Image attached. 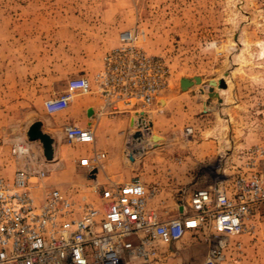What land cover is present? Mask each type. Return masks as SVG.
<instances>
[{"label": "rangeland", "instance_id": "obj_1", "mask_svg": "<svg viewBox=\"0 0 264 264\" xmlns=\"http://www.w3.org/2000/svg\"><path fill=\"white\" fill-rule=\"evenodd\" d=\"M133 27L144 31L145 51L168 68V89L149 109L146 142L134 147L143 155L129 154V137L141 131L131 114L116 119L113 129L123 135L109 167L102 162V172L110 168L113 175L97 180H139L155 189L149 204L156 212L174 216L193 191L218 183L229 188L264 152V0H0V165L11 172L10 145L27 140L30 124L46 118L44 100L39 105L36 97L65 90L67 80L63 85L32 75L41 62L70 68L84 60L94 73L119 32ZM181 80L193 85L181 89ZM58 138L67 154L80 148ZM49 161L56 166L58 159ZM51 166L45 181L63 179L61 163ZM82 174L59 188L84 183ZM252 224L253 230L231 239L240 252L230 248L221 264H264V205ZM186 244L205 249L200 232ZM204 254L178 252L168 264H199Z\"/></svg>", "mask_w": 264, "mask_h": 264}, {"label": "built area", "instance_id": "obj_2", "mask_svg": "<svg viewBox=\"0 0 264 264\" xmlns=\"http://www.w3.org/2000/svg\"><path fill=\"white\" fill-rule=\"evenodd\" d=\"M143 30L119 32L116 45L89 78H70L65 90L46 99L47 115L64 111L74 94H94L96 115L131 114L143 125L168 89L170 73L160 57L148 54ZM138 127V126H136ZM190 136V128H184ZM69 146H92L93 128L62 127ZM26 139L8 150L12 170L0 165V264H157L164 248L185 233H201L205 254L199 264H221L235 236L254 229L253 216L264 205V152L249 162L230 187L218 183L193 191L175 217L162 216L149 204L154 188L139 180L117 184L97 180L105 154L90 152L77 160L84 183L66 188L45 184L48 163Z\"/></svg>", "mask_w": 264, "mask_h": 264}, {"label": "crops", "instance_id": "obj_3", "mask_svg": "<svg viewBox=\"0 0 264 264\" xmlns=\"http://www.w3.org/2000/svg\"><path fill=\"white\" fill-rule=\"evenodd\" d=\"M52 64L53 65L50 67V62H41L38 71L33 72L32 75H36L37 79H39L40 81L56 79L57 81L62 82L64 85L65 81L70 78H89L93 74V71H89L83 66L84 60H80L79 62L77 61L76 65L70 68H62V62L58 61H52ZM98 67L99 65L95 66L96 69ZM32 75L30 74L31 78H33ZM62 92L59 91V93ZM59 93H57L56 96L59 95ZM54 96H51L49 94H39L36 97V100L40 105L43 100L53 98ZM98 104V99L92 93L88 95L75 94L64 111L53 115L45 114V119H39L42 132L48 134L51 139L52 156L58 159L56 166L52 165L51 168H57L58 163H61V168H63L57 170L59 171V173L63 172L61 175V178L63 179H60V181L57 182L54 178L49 177L45 182L47 186L60 187V185H62L68 177L74 176L80 178V172L82 169L77 165V160L83 156H89L90 152L104 153L105 159L103 166L106 168L109 167V164L114 160V153L116 152L115 144L118 143L119 138L122 137L123 131H114L113 124H115L116 119H118L122 115H96L93 113V111ZM66 125H71L79 128L91 126L93 128L94 136V142L92 146L78 145L80 148L72 150L68 154L65 153L61 148V143L58 135L62 137V127ZM2 166L4 167V176L9 177L11 172L7 171L8 169L6 164ZM102 170L103 169L98 170V173L96 175H113V170L110 168L105 169L104 172H102ZM175 216L176 215H171L168 217ZM192 235L194 234L191 232L185 233L178 242L165 247L160 255V259L157 264H168L178 254V252L179 254H181V256H184L186 258L194 255V253H204L205 249L198 248V250H196V248H192L188 244H186ZM179 243L183 244L185 247L180 249V246H178Z\"/></svg>", "mask_w": 264, "mask_h": 264}, {"label": "water", "instance_id": "obj_4", "mask_svg": "<svg viewBox=\"0 0 264 264\" xmlns=\"http://www.w3.org/2000/svg\"><path fill=\"white\" fill-rule=\"evenodd\" d=\"M194 81L198 82L199 79L195 78ZM185 82H186V80H181L179 82L181 89H183V84ZM25 135H26V138L28 141H31V142L37 141L40 144L41 154L45 160L48 161L51 159V155H52L51 139H50V137H48L47 135L43 134L40 131V123L39 122H34V123L30 124V126L26 130Z\"/></svg>", "mask_w": 264, "mask_h": 264}, {"label": "bare ground", "instance_id": "obj_5", "mask_svg": "<svg viewBox=\"0 0 264 264\" xmlns=\"http://www.w3.org/2000/svg\"><path fill=\"white\" fill-rule=\"evenodd\" d=\"M199 82V81H198ZM200 83V82H199ZM210 83V82H209ZM193 84L191 83V82H189V81H187L186 80V82L183 84V88H186V87H190V86H192ZM215 84L214 83H211L210 84V86L211 87H213ZM208 89H210V88H208ZM210 97V96H209ZM164 102H162V104H163ZM145 122V124H143V125H141V124H137L136 126H138L139 127V130H141L140 131V133H135V134H133L132 136H130L129 137V139H128V142L129 143H131V145H132V147L130 146L129 147V154L130 155H134V156H139V155H143V152H144V149H141V147L140 148H134L136 145H144V141L146 142V138H147V136H149L150 135V132L148 131V128H149V124L147 123V120L146 121H144ZM154 138V137H153ZM31 142V141H30ZM35 142V141H34ZM37 142V141H36ZM31 143H33V142H31ZM38 144V147L36 148V152H41V148H40V144L39 143H37ZM33 146V145H32ZM143 148V147H142ZM51 151H52V144H51ZM42 155V154H41ZM51 158H52V155H51ZM45 160V159H44ZM51 160V159H50ZM47 161V160H46ZM47 163H48V166H51V165H49V164H51L52 163V161H47Z\"/></svg>", "mask_w": 264, "mask_h": 264}]
</instances>
